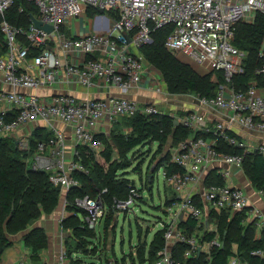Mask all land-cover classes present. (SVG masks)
<instances>
[{"label":"built area","instance_id":"2783aa9c","mask_svg":"<svg viewBox=\"0 0 264 264\" xmlns=\"http://www.w3.org/2000/svg\"><path fill=\"white\" fill-rule=\"evenodd\" d=\"M27 1L37 7L39 15L35 17L53 25L54 30L48 32L37 27L32 18L29 27L14 25L7 20L6 12L15 0H0V30L5 42V50L0 46V136H13L28 123L38 120L47 122L53 129L57 122L74 126L76 149L72 160L66 159L65 137L60 130L54 129V136L37 141L35 145L29 135L17 138L19 149L29 155L30 166L49 172L50 181L56 186L61 185L65 191L60 218L64 242L71 232L63 225L70 213L69 206L84 211L82 219L86 226L99 235L103 234L101 229H104L110 210L104 198L107 188L96 197H76L74 202L67 197L70 190L81 185L77 174L89 173L83 163L81 148L99 154L105 149L103 139L96 132L97 124L105 117L113 121L122 116H149L164 112L155 103L142 104L128 98L80 100L74 95L55 93L46 99L34 90L53 86L60 74L65 73L67 77L77 75L87 87L104 80L127 91L143 79L146 57L141 52L142 46L149 42L153 31L166 27H172L165 41L168 51L190 56L214 74L218 83L217 93L211 98H201V103L231 112L232 124L223 120L211 123L206 114L199 112H187L177 118L193 132H208L214 139L189 137L178 145L170 159V164L181 170L168 173L166 167L161 168L173 197L170 202H165L166 220L161 222L160 229L164 233V247L158 252L156 261V264H181L175 257V248L182 244L186 246L183 252L185 259L203 253L208 264H212V251L224 246L221 234L217 230L215 236L204 241L190 233L183 224L192 218L198 226L208 230L207 209L203 200L196 197L205 178V166L222 161L243 168L244 154L256 152L264 157V143L248 145L232 131V125L238 123L246 130L264 134V86L253 81L244 89L236 88V77L246 72L248 54L234 43L239 23L252 24L258 14H264V0ZM89 8L104 10L105 17L99 16V12L94 16L96 21L103 23V30L78 37L68 36L66 27L69 22ZM260 57L264 58V44ZM256 73L264 76V64ZM3 85L10 89L4 90ZM157 91L161 92L159 86ZM217 137L230 146L243 149V154L218 150ZM206 187L204 201L216 212L237 213L250 207L245 192L237 186L224 182L211 183ZM147 192L149 190L143 184L135 185L131 186L126 199L114 200L117 224L121 215L126 218L135 212L134 206L142 202L141 199H149V196L145 197ZM261 193L264 196L263 190ZM251 212L257 226L264 231L262 211L252 207ZM253 254L264 256V250H255ZM20 264L31 263L22 261ZM59 264H70L66 246L60 252ZM109 264L117 262L111 258ZM227 264L249 263L234 254Z\"/></svg>","mask_w":264,"mask_h":264},{"label":"trees","instance_id":"16d2710c","mask_svg":"<svg viewBox=\"0 0 264 264\" xmlns=\"http://www.w3.org/2000/svg\"><path fill=\"white\" fill-rule=\"evenodd\" d=\"M21 9H23L21 11ZM98 10L89 8L87 14L94 17ZM31 15L38 16L37 7L27 0H15L12 7L6 12V18L16 26L29 27L31 24ZM2 17L0 16V23ZM172 31V27L158 29L153 31L148 43L144 44L141 52L155 68H157L167 85L169 93L172 94H195L200 98L214 97L218 90V83L212 81V73L203 75L199 73L190 64L185 63L176 55L165 48V41ZM4 37L0 30V46L5 50ZM24 40V38L22 37ZM235 45L241 50L247 52L246 72L236 77L235 83L237 89H244L253 81L264 86V76L256 73L264 64V58L260 57V51L264 44V14L257 15L256 21L252 24L239 23L236 28ZM187 112H182L181 115ZM126 125L132 127L129 133L119 132L113 134V144L107 140L105 149L99 154L91 149L82 148L83 163L89 169L88 174H77L81 185L68 192V200L74 202L76 197L90 195L96 197L104 188L108 192L104 198L109 205V213L105 222L104 232L99 235L96 231L88 229L82 216L85 212L76 206H69L68 210L74 212L64 221V229H70L72 234L66 239L67 255L70 258V264H83V258L80 254L88 255L94 258L104 256V263L109 264L111 256L105 254L108 250L109 229L115 232L117 227L114 218V200L126 199L129 196L131 186H135L132 181L123 172L131 166L127 160L114 159L115 150L117 153L129 159V156H136L138 152H143L142 146L157 143L158 148L154 154L161 156L165 153L166 146L170 139L173 146H178L181 142L191 136L206 137L205 132H193L181 123L177 126L174 123L175 117L170 114H152L136 115L124 117ZM210 134V133H208ZM40 140H47L50 135L43 133V130L37 131ZM38 140H32L33 145ZM218 150L227 153L243 154L244 150L230 146L221 137H217ZM150 151V150H149ZM243 168L257 190L264 191V157L258 153L244 154ZM29 155L20 150L18 145L11 137L0 136V257L4 251L12 244L8 234H15L26 231L43 214L53 212L60 203L61 188L50 181V174L44 170L33 169L28 162ZM99 157L104 161L100 162ZM143 163H139L136 169L142 172ZM166 167L168 173L177 172L181 169L178 166L170 164V153L160 157V162L153 173L145 174L143 185L152 192V186L156 173ZM152 174V181L149 178ZM212 175L207 179V183H213ZM217 183L222 184V178ZM209 184V185H210ZM145 202L144 199H141ZM170 199H166V203ZM162 209L161 206L157 207ZM221 235L224 246L215 248L212 251V264H227L232 255L239 256L242 261L249 264H264V256L255 255V250H264V237L262 240H255L253 235V224L250 223L244 227L242 222L246 219L245 211L237 212L232 215L229 221V214L223 213L219 216ZM189 226V232L192 233L195 228L202 229L197 222L190 218L184 221ZM183 224V225H184ZM149 232V231H148ZM142 227L138 223L139 243L132 247L130 257L134 260L133 264L139 260L141 264H156L158 252L164 247L163 230H158L152 241L141 244ZM212 234H204V240L211 239ZM26 246L31 250L33 256H37L48 247V236L41 227H34L23 236ZM233 243L236 244L234 250ZM185 245H178L175 248V257L181 264H208L206 255L201 254L198 257L185 259L182 257ZM103 255H99V254ZM78 255V256H77ZM80 255V256H79ZM126 256L122 262L114 259L117 264H128ZM87 264H98L94 260Z\"/></svg>","mask_w":264,"mask_h":264},{"label":"crops","instance_id":"0c3cea01","mask_svg":"<svg viewBox=\"0 0 264 264\" xmlns=\"http://www.w3.org/2000/svg\"><path fill=\"white\" fill-rule=\"evenodd\" d=\"M105 17V16H102ZM103 23L99 20L96 21L94 17H90L87 12L83 13L81 16L72 19L66 27V33L68 36H83L88 33H94L103 30ZM100 58L105 59L103 55H98ZM184 58V56H183ZM183 60V59H181ZM145 70L143 73V79L140 83L131 86L127 91H124L121 87L107 83L104 80H98L91 87H87L82 84L78 79V76L67 77L65 73L60 74L57 79L56 84L50 87H44L34 90L38 95L47 98H50L55 93H64L69 95H74L80 100H91V99H106L109 97H118V98H128L137 100L142 104L155 103L163 110V114H170L171 116L177 118L180 115L175 113H167L165 108L168 106L174 110H181L182 112H199L201 114H206L209 120L212 122L223 120L227 123H231V112H224L216 110L212 107L205 106L201 103V98L195 94H172L168 92L167 85L164 81V78L161 72L157 68H152V64L146 60ZM212 81L216 82L214 79V74L212 73ZM217 83V82H216ZM161 88V92L157 91V87ZM4 90H9L10 88L7 85H3ZM5 103H2L4 105ZM124 116L117 118L116 120H110L109 117L103 118L96 126V132L98 136L104 139V141L109 140L113 144V134L119 132L129 133L132 131V127L126 125V122L123 121ZM180 123V122H179ZM233 134L238 136L240 139L247 142L248 145L264 143V134L259 131H250L242 128L238 123L232 125ZM54 129L60 130L63 132L65 137V148H66V159L72 160L75 149L76 142L74 136V126L71 124H65L57 122L54 125ZM47 122L45 121H33L22 127L18 132L14 133L12 140L17 144V138L22 137L23 135L31 136L32 140H38L40 136H37L38 130H43V133L54 136V130ZM206 133V137L209 139H214L213 134ZM101 138V139H102ZM105 143V142H104ZM178 146H173L170 139L168 145L166 146L165 153L169 148L170 159L172 154L176 151ZM82 149V148H81ZM163 154V155H164ZM229 172V175H225V172ZM203 174L205 176L204 181L198 187V194L196 195L197 199L203 200L205 207L208 212V230L202 227L201 230L195 228L192 232L193 234L200 235L203 237L204 234H212L211 238L215 236L216 231L220 234V220L219 216L223 213L229 214V221L232 219V213L229 211H224L223 213L216 212L213 210L208 202L204 201L203 194L206 191L207 179L212 175L211 180L213 183H217L219 178H222V182L237 186L241 188L246 196L249 199L250 207L246 210V219L242 222L244 227H247L250 223L253 224V235L255 240H262L264 237V231H262L257 226L256 218L253 216L251 209L252 207L259 208L264 214V196L260 190H257L253 183L251 182L248 175L245 173L244 168H239L235 165L227 164L222 161H218L213 165L205 166L203 168ZM62 198H60V203L58 207L49 214H43L28 230L22 231L15 234H8L9 239L12 244L4 251L3 255L0 257V264H20L22 261L31 263V264H59L60 261V252L66 246V241L62 236V228L60 224V218L63 211V197L65 196V191L61 188ZM61 195V193H60ZM203 197V198H202ZM74 214V212L69 213V215ZM34 227H41L45 230L48 236V247L39 253L37 256H33L31 250L26 246L23 236L26 232L30 231ZM184 228L189 229L187 224L183 225ZM66 230V229H65ZM104 232V229H101ZM189 231V230H188ZM113 232L109 231V239H111L110 234ZM72 232H68L67 236H71ZM112 235V234H111ZM222 236V235H221ZM70 238V237H69ZM203 239V238H202ZM204 240V239H203ZM223 240V238H222ZM207 241V240H204ZM225 240H223L224 243ZM111 242H108L110 245ZM233 248L236 250V244L233 243ZM109 255V252H105ZM103 255V254H99ZM78 256V255H77ZM80 256V255H79ZM183 257V255H182ZM98 264L104 263V256L100 258L99 256L94 257ZM84 261V260H83ZM84 264H87L84 261Z\"/></svg>","mask_w":264,"mask_h":264},{"label":"rangeland","instance_id":"374dc122","mask_svg":"<svg viewBox=\"0 0 264 264\" xmlns=\"http://www.w3.org/2000/svg\"><path fill=\"white\" fill-rule=\"evenodd\" d=\"M179 57L180 59H183L185 63H188L192 67H194L199 73L203 75L210 73L208 69L197 63L190 56H185L183 58V54H181L179 55ZM165 111L167 113H175L176 115H180V113H182L181 110H174L169 106L165 108ZM123 121L125 122V119ZM157 148V143L147 144L141 147L143 152H138V154L134 157L129 156V159L120 156L115 150L113 157L114 159L122 158L123 160L131 162V166L121 172H123V174H126L127 177L132 181H135L137 186H141L143 183L142 177L145 176L147 171L148 174L153 173L156 169V166L160 162V157H163V155L155 157L156 155L154 154V151ZM168 150L169 148L167 149V152H169ZM99 159L100 162H104L101 157H99ZM140 162L143 163L141 173H139V171L136 169V166ZM152 187V192H147L145 196H149V199L145 202L137 203L134 206L135 212L128 215L126 218L124 217V215H121L115 232L111 233L112 235L110 234L111 239H109L108 242H111V244L108 245V252L111 258L117 259L118 261L122 262V260L126 256H128L126 263L133 264L134 260L132 259V257L129 258V256L133 249L132 247L136 246L140 241L138 235V223H141L140 226L143 230L141 244L146 241L150 243L154 234L162 228L161 222H165L166 220V215L164 212L166 208V199H171L173 197V191L169 186L166 185L162 169H160L159 172L156 173ZM60 198H62V192ZM158 206H161L162 209H158ZM201 235L202 234H200L199 236ZM80 255L86 262H91L94 260V258H92L91 256L84 254ZM136 264L141 263L139 260H137Z\"/></svg>","mask_w":264,"mask_h":264},{"label":"water","instance_id":"95a60500","mask_svg":"<svg viewBox=\"0 0 264 264\" xmlns=\"http://www.w3.org/2000/svg\"><path fill=\"white\" fill-rule=\"evenodd\" d=\"M99 12V16H105V12L103 9H98ZM31 18L33 20V22L35 23V25L39 28H43L48 32H52L54 30V26L48 23H44L43 21L39 20L38 18H36L34 15H31ZM174 123L176 124V126L179 124L178 120H175ZM150 182L152 181V174L150 175L149 178ZM59 187L61 188V185H59ZM180 198V197H179ZM201 254V251L199 252V255Z\"/></svg>","mask_w":264,"mask_h":264}]
</instances>
